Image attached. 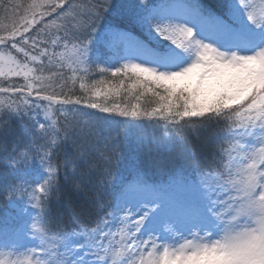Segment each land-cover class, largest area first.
Masks as SVG:
<instances>
[{"label": "snow or ice", "instance_id": "6c2138e0", "mask_svg": "<svg viewBox=\"0 0 264 264\" xmlns=\"http://www.w3.org/2000/svg\"><path fill=\"white\" fill-rule=\"evenodd\" d=\"M0 9V264H264V0Z\"/></svg>", "mask_w": 264, "mask_h": 264}, {"label": "trees", "instance_id": "16d2710c", "mask_svg": "<svg viewBox=\"0 0 264 264\" xmlns=\"http://www.w3.org/2000/svg\"><path fill=\"white\" fill-rule=\"evenodd\" d=\"M203 3L213 6V8L215 7V5L217 3L220 2V0H202ZM136 34L138 35V31L136 32ZM29 35H31V33H29ZM143 38V37H141ZM14 51V50H13ZM106 53V50H105ZM20 55V54H18ZM10 81H14L16 83H23L22 78H17V77H10L9 78ZM8 81H5V83H7ZM3 95V94H0ZM19 95V94H17ZM40 103H47L46 101H40ZM119 119V118H118ZM151 129H147L145 134L150 136L151 135ZM20 134V128L18 126V124L13 121L12 122V134L9 135L8 137V144L9 147H11L12 142L19 136ZM103 135H107V132H104L101 134V136ZM197 143V147L198 149L200 148V144L199 142ZM103 146V141L101 140V147ZM135 147L134 144L132 143H127L124 142L123 140V136H121V144H120V154L122 157L127 158L125 156V151H126V147ZM125 148V150H124ZM142 153V154H141ZM141 156L142 158H149L155 161H159L161 167H167L169 165V162L171 161L172 157L174 156V153H161V152H157L154 150V148L151 145H145L142 150H141ZM63 157V154H61ZM153 171H155V169H153ZM3 170L0 169V177L3 176ZM158 178V177H156ZM61 187H62V193H61V201L59 204L53 203V211L54 212H63L64 214V219L65 221L67 220V215L68 212L71 208L75 207V208H80L81 206H83L85 199L87 198L86 193H80L77 194L75 192L72 191V187H71V183L65 184L63 181L61 182ZM9 211L14 212V209H9Z\"/></svg>", "mask_w": 264, "mask_h": 264}, {"label": "rangeland", "instance_id": "374dc122", "mask_svg": "<svg viewBox=\"0 0 264 264\" xmlns=\"http://www.w3.org/2000/svg\"><path fill=\"white\" fill-rule=\"evenodd\" d=\"M9 2H11L13 4L19 3L23 6H26L28 3H30V0H5V3H9ZM7 15H8L7 13H5L2 9H0V20H3L5 23H8ZM145 123H147V122H145ZM124 150H125V148H124ZM133 150H134V147H132V146L126 147L125 156L126 157L129 156L133 152Z\"/></svg>", "mask_w": 264, "mask_h": 264}]
</instances>
